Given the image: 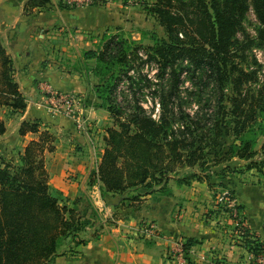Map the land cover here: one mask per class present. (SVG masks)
Segmentation results:
<instances>
[{
    "label": "trees",
    "instance_id": "1",
    "mask_svg": "<svg viewBox=\"0 0 264 264\" xmlns=\"http://www.w3.org/2000/svg\"><path fill=\"white\" fill-rule=\"evenodd\" d=\"M29 4L47 8L50 0H30ZM145 10L154 17L166 37L148 52L137 51L138 56L145 65L155 63V74L150 81L152 88L149 89L155 91L159 77L168 78L169 89L155 92L158 96L152 98L153 106H157L154 117L138 101L122 106L116 97L106 99V112L115 119L118 130H109L107 147L95 176L104 192L115 195L138 189L143 190L138 193L142 196L166 195L169 192L166 185L178 169L202 167L200 162L205 151L220 147L219 142L230 135L238 140V144L232 143L224 156L251 161L247 169L264 168V163L253 160L257 152L245 139L248 125L257 120V108L258 111L264 108V82L258 98L251 95L249 101L253 102L246 104L244 96L247 94L242 96L239 90L254 82L257 72L239 69L232 56L238 33L250 10L260 26L257 35L264 41V0H154ZM122 49L114 38L108 37L101 52L87 51L83 57L97 61L124 58ZM109 67L105 65L104 73L111 74ZM207 80L215 81L221 91L231 87L243 97L238 102L223 94L217 101V117L207 134L212 137L210 139L197 132L203 128L199 127L202 123L206 128L209 124L198 117V108L192 116L186 114L182 118L183 114L172 101L178 97L181 87L186 85L190 90L198 84L201 89L200 83ZM117 88L115 82L110 93H115ZM223 99L231 105V110L226 108ZM25 107L24 97L13 77L11 61L0 47V108L16 114L22 113ZM177 116L182 120L186 118L189 123L174 122ZM4 133L0 120V137ZM28 133L37 138L24 148L20 164L0 165V264H48L58 256L60 243L66 238L76 240V245L83 243L79 237L83 214L60 207L49 193L44 153L53 149L48 142L50 135L40 131L37 122H22L18 134ZM175 180L182 185L194 182L191 178ZM196 181H204L208 187L211 185L210 178ZM137 198L138 195L130 200ZM237 209L242 211L241 206ZM246 232L244 226L241 236L247 238ZM243 241L248 252L264 249L256 241ZM182 246L186 257L192 242L186 240Z\"/></svg>",
    "mask_w": 264,
    "mask_h": 264
},
{
    "label": "crops",
    "instance_id": "2",
    "mask_svg": "<svg viewBox=\"0 0 264 264\" xmlns=\"http://www.w3.org/2000/svg\"><path fill=\"white\" fill-rule=\"evenodd\" d=\"M29 1L0 0V47L11 61L14 80L26 104L22 113L13 116L18 122L39 120L40 131H43L45 121L50 119L53 123L62 119L78 120L76 104L85 101L83 111L87 121L98 122L105 118L104 109L93 107L97 101L89 91V84L92 88L93 82L83 76L82 67H74L73 59L77 54L81 63L93 60L82 55L96 50L82 44H89V35L94 37L120 25V17L109 6L68 9L62 8L59 0H50V5L44 8L30 6ZM66 36L70 40L72 37L73 42L76 40L79 48L66 47V44L51 48L52 41L66 40ZM47 86L65 92L71 99V116L65 114L64 107L51 103ZM6 109L0 108V112ZM0 120L3 119L0 117ZM65 124L74 134L70 138L76 139L73 125L68 121ZM15 129H11L13 135ZM11 131L6 128L0 143ZM19 138L25 139L24 147L37 135L28 133ZM44 161L49 193L58 203L83 199L87 191L92 190L91 195L103 207L102 210L100 206L96 214L100 218L84 235L88 242L72 245L73 248L67 250L60 245L58 256L48 264H180V257L174 253L175 245L186 240L192 242L186 255L187 264H246L249 252L243 240L256 241L264 247L263 202H258L259 197L252 196L251 191L236 188L235 192L236 205L246 204L241 211L246 238L235 228L231 213L218 208L216 198L211 196L204 182L182 185L170 180L166 195L137 194V200H130L126 194L105 193L98 179L89 184L88 174L94 169L90 159L86 161L62 144L52 153L45 152ZM255 197L258 203L250 208L248 202ZM118 198L122 202L120 207L114 203Z\"/></svg>",
    "mask_w": 264,
    "mask_h": 264
},
{
    "label": "rangeland",
    "instance_id": "3",
    "mask_svg": "<svg viewBox=\"0 0 264 264\" xmlns=\"http://www.w3.org/2000/svg\"><path fill=\"white\" fill-rule=\"evenodd\" d=\"M152 2H154V0H95L94 5L90 6L97 8H106L109 6V8L120 17L121 23L120 25H117V27L108 28L94 37L89 35V44H82V46L96 50V52H101L104 42L108 37H112L115 39L116 43L120 45V48L123 47L122 50L125 51V54H123L124 58L114 57L113 60L109 59L106 61H97L93 59L88 62L82 61L81 63L77 58V54L76 57H74V67L76 69L82 67L84 70L83 76H86V78H89L90 81L93 82L92 88L91 83L89 84V91H92V96L97 98L96 102L89 100L91 103L95 102L93 103V107L104 109L106 111V99H113V97H116V101L122 104V106L132 105L134 102L138 101L143 109L149 112V114H152V117L157 114V106H153L152 98L158 96L155 92H164L169 89L168 78L159 77L160 81L158 85L154 87L155 91H151L149 88H152L150 81H152L155 74V63L152 62L151 64L145 65L143 59L138 56V52H148L149 49L153 48L166 37L163 29L158 25L154 17L149 15L145 10V7ZM259 28V23L254 13L250 10L242 24L241 31L238 33L237 42L232 52L234 64L239 69L247 73L257 72V79L254 82L242 86L239 90L240 95L244 96L247 94L244 96L246 104L253 102V100L249 101L251 95L253 98H258V91L261 89L264 82V41L257 35ZM69 32L71 31L69 30ZM66 38V40L63 38L64 41H52L51 48H56V46L61 48L63 45L65 46V44L66 47L72 46V48H79L76 40L73 42L72 37H70L71 40L68 39L67 36ZM105 65L110 66L109 71L111 74L104 73ZM115 82L118 84V88L115 93L111 94L112 85ZM200 85L202 86L201 89L198 84L194 85V89L192 88L190 90L186 89V85L181 87L177 95L178 97L172 101L176 104L175 107L183 114L182 118L186 114L192 116L193 112L198 108L196 110L198 117L204 118L209 124H207L206 128L203 125L204 123H202L199 127L202 126L203 128H199L197 132L199 134H206V139H210L212 137L207 136V134L210 130L209 128L212 126V122H214L217 117V101H219L220 98H223V94L225 95L224 97L233 98L238 102H241L243 97H239V92L237 93L231 87H227L229 88L228 90L221 91L220 87L213 80H207L204 84L200 83ZM60 93L62 94L65 92ZM90 97L91 96L89 95V98ZM223 100L226 108L231 110V105L225 99ZM84 103L85 101H81L79 104H76V107L78 108L76 110V115L86 119L83 111V107H85ZM13 115L14 114L8 109L0 112L5 132L6 128L11 131V129H15L18 126L19 129L22 123L21 121L18 122V118ZM59 116L65 118V116H62L61 114ZM256 116V122L252 125H248V128L246 129L245 139L253 144V149L257 152L253 160L255 162L264 163V148H262L264 143V108L261 111H258L257 108ZM10 118L12 119L9 120ZM66 121L73 125L74 131L77 134L76 139L70 138L74 134L73 132H70L71 129L69 125L65 124ZM181 121H183V123H189L186 118L183 120L179 117L174 119V122H178V124H180ZM28 122H37L39 128H41L39 120ZM45 123L46 129L43 131L50 135L48 142L53 148L51 152L47 153L54 152L57 145L62 144L63 148L70 149L72 153L78 154L80 157L85 158L86 161H89L90 159L94 169L89 171L88 180L89 184L94 183L95 179H97L95 176L98 166L107 147L106 140L108 138V132L111 129L118 130V125L115 123V119L110 117L107 113L106 117L100 119L98 122H90L86 119L85 126L81 125L80 122L78 124L77 120L71 119H62L61 121L54 120V123L50 119L45 121ZM18 129H15V135H13L12 130L9 133L10 136L0 143V165L1 163L13 164L14 166L20 164V157L28 143L23 147L25 139L19 138V134H17ZM189 129L191 131L193 130L191 128ZM193 134L195 136L197 133L195 132ZM232 143L238 144V140L231 135L223 138L219 142L220 147L211 151H205L206 155L200 162L202 167L195 166L193 168L178 169L176 173L172 175V179L170 180L191 178L194 182H197L196 180H202V178H210L209 184L211 185H209V187L207 186V189H209L208 191L214 199L220 197L225 191L229 192L231 198L237 199V195H235L236 188H240L241 191H251L252 196L257 195L260 199L258 202L262 201V207L264 208V168L263 166H259L257 168L252 167L251 169H247L251 161H243L236 157L224 156ZM85 147H88V151H85ZM93 149L94 151L92 152L91 150ZM1 167H3V165H1ZM201 182L203 183L204 181ZM166 190H169L167 185ZM138 193H143V190L139 191L138 189H131L128 191L126 190L123 194H126L128 199H130L137 196ZM91 194L92 190H88L83 199H76L69 203L62 201L59 205L60 207L64 206L69 209L78 210L83 214V219L80 221L82 229L79 235L80 238L83 236V238H81L83 243L78 245H85L88 242V237L86 238L84 235L89 229H91V226L96 222V219L100 218V216H97L96 214L100 212L99 207L101 205L96 202ZM258 202L255 197L248 203L250 208H253ZM114 203L117 204L118 207L122 204L120 198L116 199ZM239 206L244 208L246 204H240ZM219 207L220 206H218V208ZM101 209L103 210L102 206ZM76 242L77 241L72 238H66L60 243V245L65 246L64 250H67L73 248V246L76 245Z\"/></svg>",
    "mask_w": 264,
    "mask_h": 264
},
{
    "label": "built area",
    "instance_id": "4",
    "mask_svg": "<svg viewBox=\"0 0 264 264\" xmlns=\"http://www.w3.org/2000/svg\"><path fill=\"white\" fill-rule=\"evenodd\" d=\"M95 0H59V3L68 9L74 8H82V7H90L94 5ZM47 93L50 95L52 99V104L55 107H64L65 114L67 116H71L70 113L72 112L73 103L71 99L64 93H60L53 89L50 86L46 88ZM78 124L80 122L81 125L86 124V119L84 117L78 116L77 118ZM218 206L223 208L224 210L231 213V219L235 228H237L241 235L244 232V223L242 222L243 214L240 210L237 209V205L235 204V199L231 198L228 191H225L221 194L220 197L216 198ZM183 243H177L175 245L174 253L180 257V264H187V260L185 257V252L183 251ZM246 264H264V249L257 253L249 252V258Z\"/></svg>",
    "mask_w": 264,
    "mask_h": 264
}]
</instances>
